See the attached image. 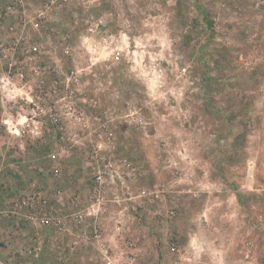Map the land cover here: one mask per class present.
Listing matches in <instances>:
<instances>
[{
	"label": "rangeland",
	"instance_id": "obj_1",
	"mask_svg": "<svg viewBox=\"0 0 264 264\" xmlns=\"http://www.w3.org/2000/svg\"><path fill=\"white\" fill-rule=\"evenodd\" d=\"M68 255L264 264V0H0V264Z\"/></svg>",
	"mask_w": 264,
	"mask_h": 264
},
{
	"label": "crops",
	"instance_id": "obj_2",
	"mask_svg": "<svg viewBox=\"0 0 264 264\" xmlns=\"http://www.w3.org/2000/svg\"><path fill=\"white\" fill-rule=\"evenodd\" d=\"M83 36V35H82ZM86 36V35H85ZM83 39H84V42H85V44H86V39L84 38V36H83ZM100 44V41H98V43H97V45H99ZM96 45V47L98 48V46ZM116 58V60H118L119 59V55H117V57H115ZM56 243L55 242H52L51 243V246H54ZM56 246H59L58 245V243L55 245V247ZM85 260L84 258H82V257H79V256H77V257H73V255H68L67 256V262L69 261V264L70 263H75V264H77L80 260Z\"/></svg>",
	"mask_w": 264,
	"mask_h": 264
},
{
	"label": "built area",
	"instance_id": "obj_3",
	"mask_svg": "<svg viewBox=\"0 0 264 264\" xmlns=\"http://www.w3.org/2000/svg\"><path fill=\"white\" fill-rule=\"evenodd\" d=\"M38 14L41 16L42 15V11H39Z\"/></svg>",
	"mask_w": 264,
	"mask_h": 264
}]
</instances>
